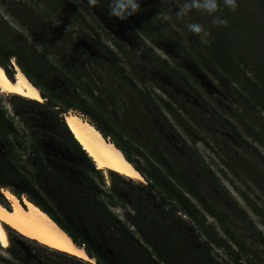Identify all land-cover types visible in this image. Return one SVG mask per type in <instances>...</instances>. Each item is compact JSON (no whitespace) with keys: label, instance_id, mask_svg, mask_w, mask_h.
<instances>
[{"label":"trees","instance_id":"1","mask_svg":"<svg viewBox=\"0 0 264 264\" xmlns=\"http://www.w3.org/2000/svg\"><path fill=\"white\" fill-rule=\"evenodd\" d=\"M256 2L264 9V0ZM21 3L25 6L23 21L14 19L11 8L2 4L0 65L11 79L15 78V64L18 65L46 101L10 94L14 110L11 115L0 104V201L9 205L2 188L11 190L21 200L26 195L77 244L84 246L96 258L95 264H264V257L236 233L230 214L219 206L214 195H204L196 174L207 177L218 189L221 185L198 157L194 149L198 140L191 134H187V139L179 138L176 144L182 147L183 154L169 142L168 136L174 130L167 115L179 125L183 118L201 128L208 121L225 124L222 117L218 119L220 110L191 92L193 84L180 74L181 63L176 60L170 64L158 56L147 62L134 59L126 43L114 38L112 46L108 45L97 30L101 28V23L95 20L98 15L85 5L86 13L81 14L77 7L83 3L80 0H22ZM107 3L108 0H101V5L95 7L97 13L103 12L102 4ZM221 8L217 15L226 19L228 26L212 30L206 55L195 48L175 50L192 61L203 59L196 63L200 69L202 62L212 68H222L230 77L225 82L238 92L243 113L249 114L259 107L264 113V62L255 71L244 65L247 62L235 63L228 29L243 34L247 27L240 17L223 6V0ZM87 13L93 17L90 21ZM58 14L64 22L59 25L60 32L69 34L61 38L53 36L51 43H47L36 32L35 21ZM6 16L30 31L37 44L11 27ZM117 22L118 29L126 36L141 35L156 45L158 38L168 41L165 31L168 24L152 6ZM78 28L90 32L86 40L93 54L78 44L77 31H73ZM168 43L174 47L173 42ZM78 54L84 57L79 61L81 67ZM51 72L64 79L70 94L52 85ZM162 78L167 82L162 83ZM182 87L194 95L193 104L176 98L175 90ZM154 90L162 91L169 98L164 99ZM200 105L208 109L210 117L201 113ZM113 108L122 109L123 113H114ZM70 110L89 117L104 137L146 177L148 185L107 169L112 186L105 188L104 169L96 166L65 122L63 114ZM237 116L238 113H231V117ZM38 117L41 123L36 120ZM256 120L255 126L259 124ZM260 123L262 131L258 134L249 131L248 136L264 147L261 118ZM230 132L237 150L251 153L252 158L247 157L245 164L248 172L243 173L261 186L264 158L260 151L235 130ZM48 138L54 139L59 151H48L54 145L47 143ZM60 151L76 160L69 161ZM231 202L239 216L246 219L238 204ZM116 207H121L124 214H118ZM208 218H213L217 227ZM7 228L10 244L5 247L7 254L0 251L2 264H93L28 238L8 225ZM0 249L4 247L0 245ZM220 252L229 259H224Z\"/></svg>","mask_w":264,"mask_h":264},{"label":"rangeland","instance_id":"2","mask_svg":"<svg viewBox=\"0 0 264 264\" xmlns=\"http://www.w3.org/2000/svg\"><path fill=\"white\" fill-rule=\"evenodd\" d=\"M80 1L83 3L81 5H77L78 10L81 12V14H85L86 12H84L85 8H83V5L90 7L88 0ZM21 2L22 0H0V12H4L2 4H6L11 8L13 18L18 21H23L25 6ZM139 2L142 10L150 6L158 9V17L168 24L165 30L167 39L168 41L170 40L173 42L174 47H171L168 41L161 38H158L159 44L156 45L141 35L137 38L124 35L123 31L119 30L120 28L118 29L119 23L117 20L119 19L114 18V20H112L105 16V14L108 15V7L106 4H102L101 8H103V12L101 13H97L95 7H92L94 14L98 15L96 16L98 19H94L101 23V28H98L97 30L102 33V38L104 39L103 41L110 46H112L111 39L113 38L118 39L121 42H125L128 47V51H132L131 56L134 57V59H143L145 62H147L152 61L153 56H158L168 61L170 64L175 63L176 60L179 61L181 63L179 70L181 76L189 83L193 84L191 92L195 93L198 97H201L212 103V107L215 106L217 110H220L218 111V119L222 117L225 124H216L218 122L213 123L208 121L207 126L204 128L194 126V124L188 122L186 118H183L184 120L182 121V125H179L172 118V116L167 115L169 122L172 124V130H174V133L171 132L168 136V139L169 142L177 147V152L181 154H183L184 151L179 144H176L179 138L187 139V134H191L198 140L197 144L194 145V149L197 150L198 157L204 162L205 165H207L208 169H210L215 174V177L218 179L221 185V188L218 189L212 182L209 181L207 177L201 174H196L204 195L206 197L214 195L213 198L217 200L219 206H221L227 213L230 214V222L232 223L236 233L254 251L264 257V190L262 188V186L264 187V180L259 179V181H261L260 186L257 185L255 180H249L245 176L243 171L246 170L248 172L245 164L247 157L252 158L251 153L245 152V154L243 153V149L237 150V143L230 132L231 129L235 130V132L238 133L240 137L248 141L252 147H257L258 151H260L261 157L264 158V147L255 142L253 138L248 136L249 131H252L256 134L262 131L263 127L261 126L260 118L264 122V113L259 111L260 107L257 110L255 109L250 111L249 114L243 113L241 109L243 108L242 101L238 96V92L235 88H232V86L230 87L227 82H225L230 77L224 70H222V68H212L207 65V63L202 62V68L200 69L197 67L196 63L201 62L203 59L199 58V60L192 61L191 58H189V56L186 54L182 55L176 52V50L180 47H183L187 50L190 48H195L202 52V55H206L205 48L210 43L207 45L201 44L199 37L188 31L186 25L188 23H200L210 32V35H212V30L216 29L217 26L212 23L211 16L201 11L193 10L188 16H185L184 18L178 17L177 10L181 6L183 0H139ZM237 3L238 8L234 13L242 19L245 27H247V31L243 34H241L240 31L235 34L230 32V29H228L231 48L235 56L234 61L236 64L239 62H247V64L244 63V65H246L248 68L254 69L255 71L259 66H261V62H264V9L260 7L256 0H237ZM89 17H91V15L88 14V21L93 18ZM6 18L11 27L22 33L25 37H28L30 41L33 42V44H37L38 41H34L30 31H28L23 25L13 20L11 16H6ZM35 23L37 24L36 28H38L36 29V32L38 35L44 36L47 43H51L53 36H58L61 38V35L69 34L66 32H60L61 29L59 28V25H62L64 22L62 21V18L59 14L53 15L51 18H39V20L35 21ZM73 31H77L75 35L78 44L82 47H85L87 51L93 54L94 50L86 40V38L88 39V33L90 32H87L81 28ZM145 49L147 52H145ZM41 51L44 52V49L41 48ZM49 56L50 54L46 55L47 58ZM81 59H84L83 55L78 54L77 61L79 67L82 66V64L79 62ZM84 66L86 71L87 64ZM233 71V73H237L239 75L235 69H233ZM50 78H52V85L58 87L59 91L64 94H70V89L68 88L67 83L64 81V79L58 76V74L54 72L50 75ZM163 80L167 82L166 79L162 78V83H164ZM214 86H216V88H214ZM154 91L157 95H160L164 99L169 98L160 90ZM175 93L177 95L176 98L179 101H186L188 104L194 103V99L190 98L192 95L190 94V96L188 92L182 93L181 91L175 90ZM10 94L0 91V104L11 115L14 113V110L10 101ZM44 101H46L45 97L42 102ZM70 111L80 113L84 117H87L80 111ZM112 111L119 114L123 113L122 109L119 108H113ZM68 112L64 114H67ZM179 112L184 114L181 112V110H179ZM233 112L238 113L237 118L231 117V113ZM201 113L203 115H207V117H210V115H208V113L204 110ZM64 114L63 116H65ZM36 120L40 121L41 123V119L39 117ZM255 120L259 123L256 126L253 123ZM40 123L37 126H40ZM22 124L23 123L18 122L20 127H23ZM29 124L31 123L29 122ZM44 126L45 123L43 122L42 127ZM176 135L178 136V139L176 138ZM47 140L48 144L50 142L54 144L51 145L52 149L48 150L50 153H54L56 149L59 151V148L56 147V142L53 138H48ZM61 154L64 157H67L69 161L73 160L74 162L76 160L71 155L65 156L64 152ZM141 163L144 164L143 161ZM103 174L104 187H111L112 182L107 169L104 170ZM260 177L262 178L264 176ZM140 184L146 186L148 185V180L146 179L145 183ZM211 193L213 195H211ZM24 198H27V196L23 195L22 200H24ZM231 200L238 204V207L245 212L246 219H243L241 215L239 216L237 208L232 204ZM2 204L5 205L4 203ZM10 205L11 204L9 201L8 208H11ZM5 206L7 207V205ZM114 209L118 212V214H124V210L121 207H116ZM208 220L217 227L218 223L213 218H208ZM2 226L8 234L7 225L4 223ZM0 245L2 246L1 242ZM0 251L7 254L5 247L4 249H0ZM220 254H222L224 259H229L222 252H220ZM244 259L247 261L248 256L244 257ZM231 264L235 263L233 262Z\"/></svg>","mask_w":264,"mask_h":264},{"label":"bare ground","instance_id":"3","mask_svg":"<svg viewBox=\"0 0 264 264\" xmlns=\"http://www.w3.org/2000/svg\"><path fill=\"white\" fill-rule=\"evenodd\" d=\"M15 67L17 69L15 78L11 79L0 65V91L42 102L44 96L40 89L28 80L18 65ZM64 115L68 127L98 168L112 169L136 182H146L144 175L136 169L111 140L104 137L87 117L74 111ZM1 193L11 204V208H8L0 201V242L2 246L7 247L9 245L7 231L2 226L5 223L22 235L39 243L96 263V258L91 257L84 246L75 243L72 237L40 207L27 198L21 201L9 189L2 188Z\"/></svg>","mask_w":264,"mask_h":264},{"label":"clouds","instance_id":"4","mask_svg":"<svg viewBox=\"0 0 264 264\" xmlns=\"http://www.w3.org/2000/svg\"><path fill=\"white\" fill-rule=\"evenodd\" d=\"M90 7L101 5V0H88ZM223 6L235 12L238 8L237 0H223ZM108 16L121 21L127 20L130 16L142 11L139 0H108ZM193 10L201 11L212 17V23L216 26H228V21L221 15V0H183L177 10V16L184 18ZM188 31L199 37L201 44H209L210 32L200 23H188ZM16 66V64H15ZM32 83V82H31Z\"/></svg>","mask_w":264,"mask_h":264},{"label":"flooded vegetation","instance_id":"5","mask_svg":"<svg viewBox=\"0 0 264 264\" xmlns=\"http://www.w3.org/2000/svg\"><path fill=\"white\" fill-rule=\"evenodd\" d=\"M214 88H216V86H214ZM176 90H177V91H181L182 93H184V92L186 93V92H187V90H186L185 88H183V87H182L180 90H179V89H176ZM193 97H194V95H192L190 98L192 99ZM199 108L202 109V110H204L205 112H206V111L209 112L208 109H206V108H204V107L202 108L201 105L199 106Z\"/></svg>","mask_w":264,"mask_h":264},{"label":"water","instance_id":"6","mask_svg":"<svg viewBox=\"0 0 264 264\" xmlns=\"http://www.w3.org/2000/svg\"><path fill=\"white\" fill-rule=\"evenodd\" d=\"M65 117V116H64ZM72 132V131H71ZM73 133V132H72ZM73 135H74V133H73ZM75 137V136H74ZM76 138V137H75ZM77 139V138H76ZM78 140V139H77ZM80 143V142H79ZM82 146V145H81ZM83 149H84V147H83ZM85 150V149H84ZM86 151V150H85ZM87 152V151H86ZM88 153V152H87ZM89 155V154H88ZM90 156V155H89ZM75 242V241H74ZM76 243V242H75Z\"/></svg>","mask_w":264,"mask_h":264}]
</instances>
